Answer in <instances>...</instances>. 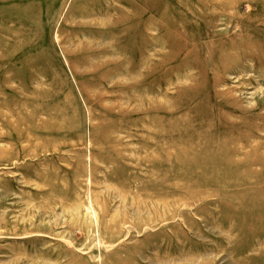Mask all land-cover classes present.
<instances>
[{
	"label": "rangeland",
	"instance_id": "1",
	"mask_svg": "<svg viewBox=\"0 0 264 264\" xmlns=\"http://www.w3.org/2000/svg\"><path fill=\"white\" fill-rule=\"evenodd\" d=\"M0 264H264V0H0Z\"/></svg>",
	"mask_w": 264,
	"mask_h": 264
}]
</instances>
